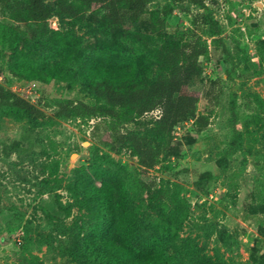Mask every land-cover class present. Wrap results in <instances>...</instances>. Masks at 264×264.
<instances>
[{"label":"rangeland","instance_id":"obj_1","mask_svg":"<svg viewBox=\"0 0 264 264\" xmlns=\"http://www.w3.org/2000/svg\"><path fill=\"white\" fill-rule=\"evenodd\" d=\"M23 4L0 0V85L43 114L0 100V264H112L94 236L105 213L86 187L90 178L100 185L103 171L120 180L132 226L163 251L165 264H202L186 245L207 264H264V0L150 1L146 17H164L171 7L167 30L207 46L203 78L192 87L202 92L198 114L210 123L205 130L195 120L181 123L175 139L185 138L183 156L164 155L148 171L128 146L113 148L109 117L62 114L60 104L109 106L87 86L93 67L155 78L163 40L146 45L108 30L95 18L97 7L84 20L52 15L43 31L26 19ZM127 14L134 29L148 32ZM23 61L58 76H16L11 67ZM159 115L127 127L146 132ZM173 193L190 213L177 233H167L162 208Z\"/></svg>","mask_w":264,"mask_h":264},{"label":"trees","instance_id":"obj_2","mask_svg":"<svg viewBox=\"0 0 264 264\" xmlns=\"http://www.w3.org/2000/svg\"><path fill=\"white\" fill-rule=\"evenodd\" d=\"M150 1L55 0L51 3L47 0H24L23 4L26 19L41 26L43 31L48 32V21L52 15L84 20L86 11L97 7L102 10V15H96L95 18L104 28L140 40L146 45L155 36L163 40L162 45L155 47L160 67L155 78L143 79L132 71L117 67H93L87 72V86L109 106L72 100L60 104L62 114L109 117L114 136L113 148L128 146L139 158L145 171L154 168L164 155L183 156L185 138L175 139L176 128L181 123L195 120L199 130H205L210 123L207 114H198L202 92L192 87L194 82L203 78L204 68L200 57L206 54L207 46L186 38V34L177 37L167 30L165 16L172 13L171 7L163 12L164 17L159 13L153 18L146 17ZM190 1L204 7L207 0ZM127 12L131 22L139 20L140 25L148 32L134 29L129 23ZM198 17L195 16L194 23ZM58 38L59 46L68 49L66 37L59 35ZM116 62L120 63L118 59ZM11 71L16 76L32 77L44 82H50L58 76L53 70L24 61L13 65ZM205 95H210L209 90ZM0 100L25 109L32 115L43 114V110L31 100L8 91L1 85ZM156 110L160 111V115L150 130L140 132L127 127L128 123ZM103 173L100 185H96L90 178L89 186L86 187L88 194L105 213L106 219L95 229L94 236L102 242L108 260L112 264H165L163 251L143 239L137 228L132 226L126 192L120 180L108 172ZM171 198L173 204L162 208L163 216H166L164 222L168 217L170 224L168 227L165 225L167 233H177L189 217L190 206L179 194L173 193ZM186 246L196 259L207 264V258L196 248Z\"/></svg>","mask_w":264,"mask_h":264}]
</instances>
